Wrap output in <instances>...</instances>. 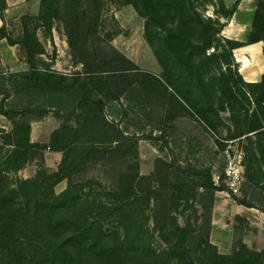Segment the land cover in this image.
<instances>
[{"label":"trees","instance_id":"16d2710c","mask_svg":"<svg viewBox=\"0 0 264 264\" xmlns=\"http://www.w3.org/2000/svg\"><path fill=\"white\" fill-rule=\"evenodd\" d=\"M124 1L132 4L145 18V38L159 63L165 66L166 58L176 60L181 71H186L191 78L197 76L200 69L197 58L211 47L217 49L215 43L220 39L225 52L212 53L208 58L221 56L224 58L222 64L226 65H231L234 60L233 49L245 44L221 36L225 23L218 16L231 17L238 0L231 10L227 9L224 0ZM103 2L68 0L69 42L77 62L83 64L82 73L67 74L48 67L38 68L35 63L38 51L32 46L36 43L42 48L37 33L32 34L24 24L23 39L16 41L8 34L6 24L0 28V39L6 38L11 45H24L28 56L29 69L10 76H19L26 90L45 97L43 103L20 111L6 108L3 97L0 114L15 124L18 115L26 117L27 121H38L54 112L56 117L64 119L54 134L69 128L66 119L72 116L83 117L85 124L73 129L72 139H67L69 144L59 149L63 159L58 170L49 174L42 172L43 178L16 177L12 180L9 172L22 169L27 163V149L38 144L30 141V124L16 126L11 133L24 131L25 136L16 135L13 149L0 163V250L7 252L2 264H264V251L240 243L231 254H222L210 241L214 195L225 188L223 182L216 183L210 169L196 171L158 157L153 172L141 175L137 155L134 162L123 155L119 184L106 193L108 200L101 196L102 193L84 190L86 185L96 183L95 180L73 181L72 174L96 154L104 155L109 148L123 153L121 145L110 147L111 141L99 140L107 135L105 132L110 124H94L99 118L90 115L88 108L104 107L108 101L119 100L121 83L140 70L114 46L109 49L95 47L93 37ZM256 2L249 43L264 42V0ZM208 3L215 7L216 18L204 14L203 6ZM6 8L7 1L0 0L2 19ZM59 11V0H41L40 12L35 18L42 20L50 37ZM30 17L26 15L22 20ZM167 22L170 27H166ZM171 62L174 67L175 63ZM237 74L243 78L238 71ZM245 84L264 90V77L259 83ZM172 97L187 109L183 100L187 102L188 98L182 90L178 88ZM257 102L263 104L264 95ZM116 131L124 142L122 144L127 145L125 142L131 138L122 130ZM144 139L163 141V137L154 135L153 131ZM164 142L167 145V141ZM65 179L67 187L57 193L56 185ZM199 188L208 190L212 209L206 237L194 244L190 241L188 228L179 223L177 212L182 201L189 202ZM242 194L233 199L239 204L256 206L248 199L247 191H243V185ZM156 234L164 242L161 249L154 245Z\"/></svg>","mask_w":264,"mask_h":264},{"label":"rangeland","instance_id":"374dc122","mask_svg":"<svg viewBox=\"0 0 264 264\" xmlns=\"http://www.w3.org/2000/svg\"><path fill=\"white\" fill-rule=\"evenodd\" d=\"M236 1L234 0L227 9H233ZM21 2L20 8L13 9L12 13L16 11L18 15L21 10L23 14L32 17L22 20L23 23H20V18L10 21L9 35L12 39H20L24 34L25 26L32 34L37 33L42 48L36 43L32 45L33 49L38 51L35 55L36 66L40 69L48 67L67 74L84 72L83 64L77 62L69 42L68 0H59L60 11L53 22L52 37L42 25V20L35 18L40 12L41 0H21ZM239 2L240 0L237 2L236 10ZM103 3L97 32L93 37L95 47L109 49V46H114L134 61L140 70L121 83L122 95L119 100L108 101L104 107L88 108L90 115L99 118L97 123L93 122L94 124H104V122L110 124L105 132L107 135L99 140L111 141L110 147L121 145L123 153L120 154L109 148L104 155L96 154L72 174L73 181L86 183L95 180L96 183L86 185L84 190L102 193L101 196L108 200L106 193L114 190L119 184L123 155L129 156L130 162H134L137 155L141 175L151 174L152 169H155V160L159 157L168 162L173 161L179 167L196 171L210 169L217 183V179L223 177L225 151L228 148L231 152L236 149L243 150L246 181L248 153L254 155L261 140L257 129L264 122V103L259 104L257 100L264 95L263 87L246 85L245 80L237 74L239 64L235 59H232L231 65H226L222 64L224 58L222 59L221 56L208 58L212 53L220 55L225 52L221 39L220 42L215 43L217 49L211 47L197 58L200 69L194 78H191L186 71H181L176 60L166 58L165 66H162L145 38L146 20L137 13L134 6L124 0H104ZM214 9L211 3L203 6L206 16L216 18ZM218 17L221 22L223 18H227L221 15ZM166 27H170V22H167ZM164 33L162 31V34ZM16 55L10 51L6 53L5 60L0 49V101L5 97L6 108L20 111L27 106L43 103L45 97L38 92L26 90L19 76H10L15 71L8 63L15 61L17 57L20 58V53ZM25 55L27 56V52H22L21 60H17L20 63L15 68L16 71L29 69ZM111 55L118 59L115 54ZM171 61L175 63L174 67ZM122 65L126 66V64ZM176 88L187 96V102L183 100L187 109L180 106L172 97ZM82 112L79 111L81 114ZM63 120L56 117L54 112H50L38 121H27L26 117L18 115L14 124L5 115L0 114V163L13 149L17 141L16 135L25 136L24 131L11 134L16 126L33 124L32 137L38 144L27 149L25 156L27 163L22 169L9 172L12 180L16 177L43 178L42 172L49 174L56 171L46 167V159L51 161L53 151L69 144L70 141L67 139H72L73 129L85 125L83 117L72 116L66 119L69 128L62 133L54 134ZM55 124L57 128L51 133ZM116 129L122 130L131 138L125 142L127 145H123L124 142ZM151 131L156 136H162L163 141L144 139V136ZM164 141H167V145ZM51 164L54 166V163ZM67 185V179L58 183L55 187L56 192H62ZM251 195L255 196V194ZM216 196L215 192L214 198ZM258 196L262 198L264 206V193H259ZM254 202L260 204L259 201ZM182 203L177 212L178 221L188 228L190 241L195 244L206 237L212 197L208 190L199 188L189 202L183 200ZM154 245L158 249L165 246L157 234ZM6 256L7 252L0 250L1 264L4 263Z\"/></svg>","mask_w":264,"mask_h":264},{"label":"crops","instance_id":"0c3cea01","mask_svg":"<svg viewBox=\"0 0 264 264\" xmlns=\"http://www.w3.org/2000/svg\"><path fill=\"white\" fill-rule=\"evenodd\" d=\"M6 1L7 8L3 12L4 19L0 16V28L6 24L8 34H11L9 30L10 21H16L17 18H20V23H22V18L26 14H23L21 10L18 15L16 11L12 13L13 9L20 8L21 0ZM232 2L234 0H225L227 7ZM256 7L255 0H240L235 13L229 18H223L225 26L221 32V36L224 38L245 43L234 48L233 55L235 61L239 64L240 74L248 83H259L264 77V42H248ZM3 39L7 40L6 38ZM3 39L0 41V49L5 60L7 58L6 53L10 51L14 52L15 55L20 53L19 59L21 60L22 52L26 51L24 45L20 43L11 45L8 40L4 42ZM22 39L23 35L20 39L14 40L19 41ZM19 59L17 57L15 61L8 63L11 66L10 68L15 71L12 73L20 72L15 69L20 63L17 62ZM25 59L28 63V56L25 55ZM8 120L12 123L10 119ZM56 124L51 129V133L57 128ZM32 127L33 124H31L30 141L37 142L32 137ZM257 130L260 132L261 140H259L256 153L252 154L253 157L248 153L246 181L243 184V191H247L248 199L256 206L249 207L239 204L234 199L224 198L219 194L213 202L210 241L218 247L219 252L222 254H231L240 243L246 244L250 249L264 251V206L262 198L260 199L258 196L259 193H264V122ZM51 156V161L48 158L46 159V167L58 170L63 159V152L55 150ZM51 162L54 163V166ZM251 194H255L256 198ZM255 200L256 202L259 201L260 204H256Z\"/></svg>","mask_w":264,"mask_h":264},{"label":"built area","instance_id":"2783aa9c","mask_svg":"<svg viewBox=\"0 0 264 264\" xmlns=\"http://www.w3.org/2000/svg\"><path fill=\"white\" fill-rule=\"evenodd\" d=\"M225 166L222 179H217V184L223 182L225 188L217 191L221 197L233 199L234 196L242 194V185L245 181L244 153L242 149L233 152L228 148L225 151Z\"/></svg>","mask_w":264,"mask_h":264}]
</instances>
